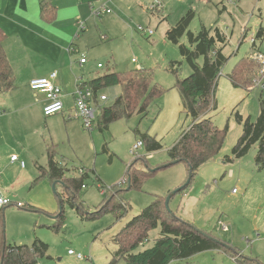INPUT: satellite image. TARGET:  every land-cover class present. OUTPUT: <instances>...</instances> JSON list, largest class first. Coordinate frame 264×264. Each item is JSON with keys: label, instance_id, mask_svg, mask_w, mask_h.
Returning a JSON list of instances; mask_svg holds the SVG:
<instances>
[{"label": "rangeland", "instance_id": "1", "mask_svg": "<svg viewBox=\"0 0 264 264\" xmlns=\"http://www.w3.org/2000/svg\"><path fill=\"white\" fill-rule=\"evenodd\" d=\"M153 1H77L85 30L75 37L71 46L78 58L85 56L96 70L91 75L85 74L83 80L113 70L144 69L166 93L151 103L147 113L138 112L128 119L116 120L107 129H99L97 119L92 132L80 122V127L73 128L71 141L59 114L43 115L44 133L54 136L49 144L56 145L57 160L67 166L68 176L79 177L82 170L90 176L84 180L77 198L85 214L67 199L64 185L57 183L54 189L48 177L38 182L33 179L23 186L15 185L11 193H0L12 202L0 203V228L6 242L31 245L41 239L49 245L46 256L37 264H109L111 253L117 248L115 235L156 196L166 197L186 183L187 163L171 164L147 178L141 190H127L125 184L120 187L125 189L121 196L127 204L120 211L122 216L108 211L92 219L87 217L101 209L109 190L121 184L136 157L143 158L151 168L169 164V149L190 125L192 120L183 110L176 83L193 71L180 49L181 44L192 45L187 34L176 43L167 32L191 9L194 16L190 31L197 34L203 26L212 30L219 28L228 37L224 48L227 62L220 72L214 106L207 116L228 131L221 151L197 170L186 189L171 198L170 209L178 211L196 229L228 244L232 251L206 250L179 264H245L242 258L240 262L234 259L235 251L264 264V169L256 165L257 146L241 158L233 155L243 132V124L237 121L236 114L250 117L252 121L257 119L260 100L264 97V77L259 85L247 90L234 86L227 76L252 51L259 48L264 53V38L257 36L260 27L264 28V0H160L163 6L160 11L150 9ZM139 27L152 30L153 34ZM254 39L255 47L252 46ZM198 62L202 65L203 57ZM98 63L103 67L97 68ZM174 69H178L177 74L173 73ZM121 91V85L101 88L99 95L108 97L101 104H113ZM147 133L156 136L163 148L148 153L144 145L135 156L132 147L143 141ZM18 202L24 206L18 207ZM61 211L64 218L58 221L56 216ZM160 231V227L152 229L140 249L152 246ZM77 254L84 258H78Z\"/></svg>", "mask_w": 264, "mask_h": 264}, {"label": "trees", "instance_id": "2", "mask_svg": "<svg viewBox=\"0 0 264 264\" xmlns=\"http://www.w3.org/2000/svg\"><path fill=\"white\" fill-rule=\"evenodd\" d=\"M41 16L47 21L56 18L57 7L52 0L41 2ZM193 16L194 10L191 9L167 32V35L178 43L187 34L192 45L188 47L181 44L180 49L193 71L189 76L178 79L176 83L183 110L192 121L169 149L168 154L170 161L179 159L187 163L188 169L191 166L194 177L203 164L221 151L228 131L227 127L221 129L211 117H207L209 110L214 106V93L220 72L227 62L224 48L228 43V37L219 28L212 30L206 26L197 34L193 33L189 30ZM257 32L258 38H264L263 27ZM5 37L6 34L0 28V92H8L15 87V74L3 45ZM252 46H256L255 39ZM200 57H203L202 65L198 62ZM260 67L259 62L244 57L227 76L234 86L251 90ZM173 73L177 74L178 69H174ZM85 84L96 91L108 86H122V91L113 104H97L100 114L96 119L101 130L107 129L116 120L128 119L138 112L147 113L151 103L166 93L161 85L154 82L151 73L144 69L109 71L86 81ZM236 119L243 124V132L233 148V155L241 158L253 146H257L256 165L259 169H264V97H261L260 113L256 120L244 118L238 113ZM142 138L148 153L163 148V144L156 136L147 133ZM47 155V166H38L39 175L35 182L45 177L50 178L53 183L59 181L64 185L65 195L70 203L77 206L81 214H85L77 198L78 191L84 186V180L90 175L82 170L79 177L68 176L67 166L57 160V147L53 143L48 144ZM158 170L160 169L151 168L143 158L136 157L128 166L127 176L121 184L109 190L108 198L104 200L106 202L101 209L88 214L87 217L92 219L97 214L108 211H113L117 217L122 216L120 211L126 209L127 204L121 196L125 189L120 187L125 184L127 187L130 185V189L141 190L146 179ZM190 183L179 192L186 189ZM166 198L167 196H156L149 206L134 216L115 235L117 248L112 251L109 264H179L180 261L206 250L232 251V248L226 243L223 244L222 240L196 229L193 224L175 213V210H168ZM63 218L64 214L61 211L56 219L61 221ZM157 227H160L161 231L154 244L140 249L148 241L149 232ZM48 249L49 245L41 239H36L31 245L8 244L0 228V264H37L40 258L46 256ZM235 253L233 257L237 262L242 258L245 264H260L258 259L244 258L236 251Z\"/></svg>", "mask_w": 264, "mask_h": 264}, {"label": "crops", "instance_id": "3", "mask_svg": "<svg viewBox=\"0 0 264 264\" xmlns=\"http://www.w3.org/2000/svg\"><path fill=\"white\" fill-rule=\"evenodd\" d=\"M42 1L0 0V28L6 34L3 45L15 74V87L0 92V193H11L15 185L31 183L39 175L38 166L48 163L47 146L54 136L45 135L42 122L47 97L44 92L32 89L31 81L50 77L54 71L58 73L54 82L62 88L64 111L57 114L64 120L71 141L74 126L80 127L82 122L70 117L75 112L76 82L98 76L83 80L85 74L96 71L95 66L89 64L88 58L81 63L84 56L78 58L71 46L85 30L78 0H52L57 7L53 21L41 16ZM98 64L97 68H102ZM15 154L18 160L12 161ZM21 161H25L24 167Z\"/></svg>", "mask_w": 264, "mask_h": 264}, {"label": "built area", "instance_id": "4", "mask_svg": "<svg viewBox=\"0 0 264 264\" xmlns=\"http://www.w3.org/2000/svg\"><path fill=\"white\" fill-rule=\"evenodd\" d=\"M163 8L160 0H154L150 5L151 10L160 11ZM110 12V10H107ZM83 28V24L80 25ZM139 29L143 32H148L149 34H153L152 30H145L142 27ZM250 60L257 61L261 64L258 78L254 80V86L259 85L262 82L264 77V53L260 50L252 51L248 56ZM136 61V59H133ZM87 58L84 56L80 59L81 63H86ZM98 67H103L101 63L98 64ZM57 72L54 71L51 73L50 77L36 78L33 79L30 83V86L34 90L42 91L46 94L47 102L43 107V112L46 116H51L57 113H61L64 111V103L62 100V88L58 84L54 82V79L57 77ZM108 100V97L104 94L99 95V91L94 90L91 86L85 84V82H81L80 79L76 82V90H75V112L70 115V117L80 118L83 122L84 127L87 130H92L94 128V124L96 122V111L98 109L97 104ZM144 146L143 141H138L133 147V154L139 155L138 150ZM151 157V155H149ZM12 161L18 160V156L12 155ZM21 165L25 166V161L20 162ZM82 173V171H81ZM234 192L236 189L233 190ZM0 203L2 205L11 204V200L8 198H4L0 196ZM18 207H23L24 204L21 202L17 203ZM224 229H227L226 225H222ZM70 254H75L73 250H69ZM77 257L83 259V255L77 254Z\"/></svg>", "mask_w": 264, "mask_h": 264}, {"label": "water", "instance_id": "5", "mask_svg": "<svg viewBox=\"0 0 264 264\" xmlns=\"http://www.w3.org/2000/svg\"><path fill=\"white\" fill-rule=\"evenodd\" d=\"M180 161H181V160H179V159L173 160V161H171L169 164H165V165H162V166L157 167V169L164 168V167H166V166H169V165H171V164H175V163L180 162ZM192 177H193V169H192V167L190 166L189 174H188V179H187L186 183H185L184 185H182L181 187H179L178 189H176L175 191H173L172 193H169V194L167 195V198H166V207H167L168 210L171 211V209H170V200H171V198H172L175 194H177L182 188L186 187V186L191 182ZM57 183H59V181H55V182L53 183V188H54V189H56V185H57ZM129 183H130V180H129ZM129 189H130V185L128 186L127 190H129ZM223 244H225V243H223ZM225 245H226V244H225Z\"/></svg>", "mask_w": 264, "mask_h": 264}]
</instances>
